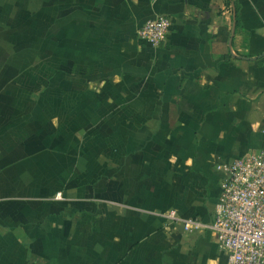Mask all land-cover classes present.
I'll list each match as a JSON object with an SVG mask.
<instances>
[{
  "label": "crops",
  "instance_id": "obj_1",
  "mask_svg": "<svg viewBox=\"0 0 264 264\" xmlns=\"http://www.w3.org/2000/svg\"><path fill=\"white\" fill-rule=\"evenodd\" d=\"M260 149L264 0H0V264H225L222 166Z\"/></svg>",
  "mask_w": 264,
  "mask_h": 264
},
{
  "label": "built area",
  "instance_id": "obj_2",
  "mask_svg": "<svg viewBox=\"0 0 264 264\" xmlns=\"http://www.w3.org/2000/svg\"><path fill=\"white\" fill-rule=\"evenodd\" d=\"M170 24L166 16H155L137 29L136 36L158 47ZM222 170L225 176L211 225L216 245L225 254V264H264V149L248 152ZM167 218L175 219V212ZM183 225L186 230L201 226L195 219Z\"/></svg>",
  "mask_w": 264,
  "mask_h": 264
}]
</instances>
